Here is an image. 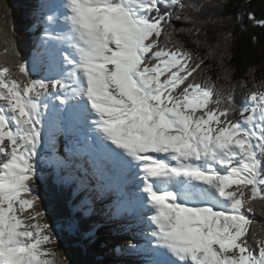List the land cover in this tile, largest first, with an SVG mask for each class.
Listing matches in <instances>:
<instances>
[{"label":"snow or ice","instance_id":"6c2138e0","mask_svg":"<svg viewBox=\"0 0 264 264\" xmlns=\"http://www.w3.org/2000/svg\"><path fill=\"white\" fill-rule=\"evenodd\" d=\"M200 7L59 0L38 45L41 79L13 45L17 58L0 65V264H53L55 228L35 191L45 149L61 182L102 178L124 211L151 210L148 246H130L147 264H264V235L246 215L264 205V90L254 84L238 106L227 70L223 95L200 82L203 58L174 39L187 31L198 49L200 30L173 25ZM58 135L75 138L64 155Z\"/></svg>","mask_w":264,"mask_h":264},{"label":"trees","instance_id":"16d2710c","mask_svg":"<svg viewBox=\"0 0 264 264\" xmlns=\"http://www.w3.org/2000/svg\"><path fill=\"white\" fill-rule=\"evenodd\" d=\"M184 2L202 7L199 11L189 9L187 14L191 19H174L173 25L177 29L198 28L201 44L197 49L195 37H190L187 31L174 39L181 41L193 52L198 51L206 66L199 80L201 83L215 84L219 95L227 92L223 79L227 70L231 74L230 81L235 101L238 106H242L246 102L248 90L254 84L258 89L264 90V26L258 23L264 22V0H184ZM40 4L41 0H0V65L8 66L6 60L17 58L12 55L14 45L19 52L18 58L32 69V79L43 78L46 71L39 65L34 67L37 53L42 51L38 45L43 33H34L32 29L36 28L34 24L37 20L41 26L46 17V8H42ZM42 11L44 14H41ZM250 16L254 17V20L249 19ZM225 37L228 39L225 40ZM5 49L8 51L5 52ZM241 81H245L247 87L241 88ZM42 157L48 161L49 157ZM40 161L42 167L38 168L35 191L40 198L41 209L46 214L49 212L53 218L60 217L57 205L62 206V202H66L65 205L69 208L70 198L72 201V198H75L74 204L82 201L84 196L89 198L88 191L79 186V180L63 183L60 176L49 173L43 161ZM56 180L55 185L52 182ZM81 188L83 191L75 196V192ZM91 195L94 196L95 202L99 201L95 194ZM254 203L256 205L254 215L246 213L255 220L250 230L258 236L264 235L262 232L264 205L259 201ZM108 205L102 206L103 208L97 207L91 213L76 210L73 216L78 225L77 234L68 236L64 231L61 237L55 234L56 246L61 244L65 246L59 247L60 250L53 249V252H57L59 260H66L68 264H121L113 261L112 257L119 256L118 249L116 251L109 249L107 239V235L113 231L120 232L118 228L109 226L108 229L94 230L97 225L110 223V219L116 216L107 210L111 207V204ZM45 219L51 225V218L45 216Z\"/></svg>","mask_w":264,"mask_h":264},{"label":"rangeland","instance_id":"374dc122","mask_svg":"<svg viewBox=\"0 0 264 264\" xmlns=\"http://www.w3.org/2000/svg\"><path fill=\"white\" fill-rule=\"evenodd\" d=\"M46 3H47V8H46V12H47V15H50L52 14L53 10L55 9V7L57 6V4L59 3V0H46ZM41 14H44L43 11L41 12ZM44 26V24H43ZM43 26L41 25L40 27L43 28ZM39 29H35L33 32L34 33H37ZM58 103V102H57ZM57 142H58V148L62 149L64 151V148L65 147H68V145L60 139L59 136H57ZM61 155V154H60ZM38 167H39V162L37 161V170H38ZM57 175L58 176H61L62 174H58L57 172ZM102 186L105 187V185L100 182ZM121 196V195H120ZM103 200L104 197H103ZM121 201H122V206H121V214L119 215L120 217H124L125 218V221H119V223H114L115 226H117V228L120 227V225L122 227H124L125 231L124 232H115L114 235H109L107 236V239H108V248L109 249H114V248H117L119 247L121 249V252L122 253H125V250L127 252L130 253V260L134 263V264H147V258L145 257V255L143 253H133L130 249V246L131 245H135L137 246V244L135 243V241H143L142 237L139 235V229H138V226L139 227H142L144 226V223L146 222L144 220V218H142L141 214L139 215V219L136 220L132 215L135 214V213H130L129 211H124V203H123V200L121 198ZM86 209H88V207H85ZM29 211L31 210H28V212H25V215H28L29 214ZM89 212V211H87ZM149 224V222H148ZM123 225H126V226H123ZM130 225V227L128 226ZM149 227V225H147ZM150 228V227H149ZM144 232V231H143ZM133 235L135 237H133ZM52 247V252L45 256L44 258L45 259H48V260H51L53 261V264H56V261L59 260L58 258V255L53 252L54 250L53 249H57V250H60V246H56V245H53L51 246ZM118 257L114 256L112 257L113 261H117V262H120L121 264H124L122 262V260L126 263V264H130V261L129 259L126 258V256H122V260L121 259H117Z\"/></svg>","mask_w":264,"mask_h":264},{"label":"bare ground","instance_id":"6f19581e","mask_svg":"<svg viewBox=\"0 0 264 264\" xmlns=\"http://www.w3.org/2000/svg\"><path fill=\"white\" fill-rule=\"evenodd\" d=\"M39 11V10H38ZM41 16V15H40ZM39 29H41V27H39ZM43 33V31H37V33ZM33 41H34V39H33ZM58 150H59V154H61V155H64V151L62 150V149H60V148H58ZM48 177V176H47ZM46 177V178H47ZM49 177H51V176H49ZM48 179V178H47ZM104 189H105V193L107 192V194H108V198L109 199H112V198H114V197H118L120 194L119 193H115L114 191H110V192H108V190H107V188L106 187H104ZM105 201H108V199H107V197H105ZM134 210V211H133ZM132 210V212L134 213L135 212V209H133ZM149 214H152L151 213V211L149 212ZM136 220H138L139 219V213H136L135 212V214H133L132 215ZM147 216H149V215H146V214H143L141 217L142 218H147ZM119 221H125V218L124 217H117V219H114V221L113 222H115V223H119ZM149 225V229H150V231H151V228H152V226L150 225V224H148ZM123 226H125V225H123ZM131 228V227H130ZM138 229H139V235L142 237V239L144 240V247H147L148 246V240L146 239V237H145V235H144V233L142 232L143 230H144V228H142V227H139L138 226ZM118 230L120 231V232H124L125 231V229H124V227H122L121 225H120V227L118 228ZM119 232V233H120ZM149 232V231H148ZM133 237H135L134 235H133ZM135 243L137 244V248H139V246H140V244L142 243V240L139 242V241H135ZM118 248V247H117ZM119 249V248H118ZM121 250V249H120ZM123 256H126V258L127 259H129V261H130V264H134L131 260H130V253L129 252H127L126 250H125V253H123Z\"/></svg>","mask_w":264,"mask_h":264},{"label":"water","instance_id":"95a60500","mask_svg":"<svg viewBox=\"0 0 264 264\" xmlns=\"http://www.w3.org/2000/svg\"><path fill=\"white\" fill-rule=\"evenodd\" d=\"M65 203H66V202H65ZM65 203L62 202V206H59V205H57V203H55V204L57 205V209L59 210V212H60V214H61V215H59L61 218L58 217V216H57V218H55V217L53 218V217L51 216L52 213H49V212H47V214H46L47 217H50V218H51V219H50V223H51V226H52L53 228H55V234L57 235V237H61V233H62V231H64L65 233H67L68 236L76 235V234H77L76 232H78L77 229H76L75 232H69V231H67L66 228L64 227L69 219H73V215H72V212H71V208H70L69 205H68V206H69V208H68V207L65 205ZM69 210H70V211H69ZM60 224H61V225H60ZM56 225H57V226H56ZM60 227H61V228H60ZM70 238H71V237H70ZM58 239H59V238H58ZM59 246H60V245H59ZM60 247L64 248L65 246L61 244Z\"/></svg>","mask_w":264,"mask_h":264}]
</instances>
